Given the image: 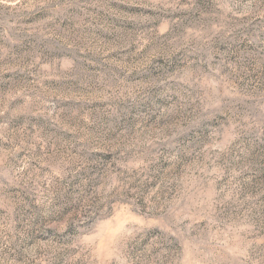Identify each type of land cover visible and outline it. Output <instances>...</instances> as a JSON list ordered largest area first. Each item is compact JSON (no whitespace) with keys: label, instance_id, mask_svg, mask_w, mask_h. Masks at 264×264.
<instances>
[{"label":"rangeland","instance_id":"374dc122","mask_svg":"<svg viewBox=\"0 0 264 264\" xmlns=\"http://www.w3.org/2000/svg\"><path fill=\"white\" fill-rule=\"evenodd\" d=\"M0 264H264V0H0Z\"/></svg>","mask_w":264,"mask_h":264}]
</instances>
